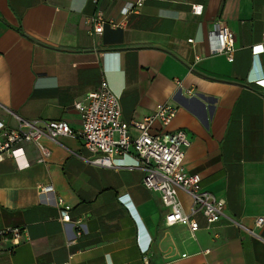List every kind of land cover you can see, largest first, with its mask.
I'll return each mask as SVG.
<instances>
[{"label":"crops","instance_id":"0c3cea01","mask_svg":"<svg viewBox=\"0 0 264 264\" xmlns=\"http://www.w3.org/2000/svg\"><path fill=\"white\" fill-rule=\"evenodd\" d=\"M137 1L0 0V118L14 125L11 111L63 119L73 130L38 140L49 152L44 161L35 142L23 143L16 161L2 156L0 232H25L15 243L12 233L0 235V264H145L143 256L148 264H264V224H254L264 217V52L250 48L264 32V0H141L122 13ZM98 11L105 23L94 34L89 20ZM216 21L234 33L231 62L209 53ZM102 81L126 122L159 103L175 107L168 124L153 129L185 131L183 167L224 198V216L207 226L197 215L194 232L167 225L160 195L142 185L133 156L111 167L82 159L88 151L73 104ZM128 131L139 133L132 124ZM178 197L188 211V196ZM58 198L71 206L69 222L59 219Z\"/></svg>","mask_w":264,"mask_h":264},{"label":"built area","instance_id":"2783aa9c","mask_svg":"<svg viewBox=\"0 0 264 264\" xmlns=\"http://www.w3.org/2000/svg\"><path fill=\"white\" fill-rule=\"evenodd\" d=\"M141 2L138 0L135 3H127L122 13L126 14L140 6ZM191 9L193 13L200 14L202 5L193 4ZM89 21L92 32L101 33L105 23L101 12H96ZM110 25L118 26L112 21ZM187 41L193 40L189 38ZM207 41L210 54H223L227 61L233 60L235 36L227 26L216 21L207 34ZM250 48L254 54L264 52V32L261 34V42ZM175 83L180 91V82L176 80ZM185 91L189 95L194 93L192 88H187ZM73 107L79 113L81 120L78 136L82 140L83 147L88 151V155L82 159L94 166L111 167L121 156H133L134 166L142 172V185L148 190L157 191L160 195L165 207V224H183L194 232L199 228L197 215L203 217L207 226L224 216V198L217 197L204 189L199 174L187 172L183 167L184 152L189 145L185 131L182 129L168 131L163 130L162 127L153 129L155 122H159L160 126L168 124L175 114L174 106L159 103L156 104L152 114L139 121L126 122L121 119L118 96L105 81H102L96 88L86 93L84 100L75 101ZM7 113L14 119L15 124L10 125L0 118V160L4 154H7L16 161L19 156L24 155L22 144L35 142L41 151L38 161H44L49 152L39 144L38 140L41 137L45 136L56 141L60 136L73 133L69 123L63 119H24L14 112L7 111ZM130 124L139 130L135 137L129 134ZM16 164L20 167L18 163ZM37 189L39 193L51 192L49 186L38 185ZM178 191L188 196V211L184 210ZM57 204L61 207L59 219L62 222H69L71 206L64 203L61 198L57 199ZM232 224L255 235L251 228L239 222L232 221ZM254 224L256 227H261L264 224V217H257ZM24 232V228L16 227L0 232V235L12 233V242L15 243L18 236ZM143 259L144 263L148 264L145 256Z\"/></svg>","mask_w":264,"mask_h":264}]
</instances>
